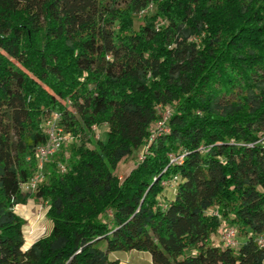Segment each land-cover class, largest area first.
Wrapping results in <instances>:
<instances>
[{"label": "trees", "instance_id": "trees-1", "mask_svg": "<svg viewBox=\"0 0 264 264\" xmlns=\"http://www.w3.org/2000/svg\"><path fill=\"white\" fill-rule=\"evenodd\" d=\"M53 114L107 138L52 159V227L24 250ZM224 224L238 249L213 244ZM263 232L264 0H0V264H264Z\"/></svg>", "mask_w": 264, "mask_h": 264}, {"label": "rangeland", "instance_id": "rangeland-1", "mask_svg": "<svg viewBox=\"0 0 264 264\" xmlns=\"http://www.w3.org/2000/svg\"><path fill=\"white\" fill-rule=\"evenodd\" d=\"M152 13L154 12L150 11V14ZM140 23L141 21H140V18L138 17V19L135 22V27L138 28ZM96 129L97 130L93 128L91 132H88L84 135H79L75 139V142L69 143L68 145H66L59 153L63 152L65 157L69 158L70 156L69 150L71 149V147L73 145H78L80 143L85 144L86 147L93 148L99 138L101 139L107 138V133H106L104 126L96 127ZM139 154L140 153H135L133 157H130L127 160L123 161L121 165L119 166L116 174L121 178L126 176L136 165V161L137 159H139ZM52 161L53 160H51L50 163L46 165L45 167V170H44L45 177H44V180H42L41 184L45 183L47 180L46 174L47 172H49L48 171L49 166L52 165ZM168 193L173 194V192L170 189H168ZM47 210H48V202L45 200L38 199L36 197V193H32V198L29 199L25 204L17 206L15 208V211L17 212V214L20 215L26 222L24 226V237H25L24 238L25 245L23 248L24 250L28 249V246L30 244L29 241L32 240L31 241L32 243L46 236L50 232V229L52 227V222L48 219L46 215ZM224 228L226 229V228H231V227L224 224L222 229L217 234H215L213 237V244L221 248H224L222 244V240H221L222 232ZM237 241L239 244L235 249H238L245 242V238L238 236ZM128 254L129 253H119L121 257L122 256L125 257L124 259H122L123 257L121 258L123 264H146V259L143 256H136L138 254L146 255L145 257H147L148 261L152 260L151 255L149 253L135 251L133 255H130V254L128 255Z\"/></svg>", "mask_w": 264, "mask_h": 264}, {"label": "built area", "instance_id": "built-area-1", "mask_svg": "<svg viewBox=\"0 0 264 264\" xmlns=\"http://www.w3.org/2000/svg\"><path fill=\"white\" fill-rule=\"evenodd\" d=\"M153 6L151 5L149 10H152ZM145 11L140 14V16L144 13L149 12ZM167 116V115H166ZM60 115L59 114H53L52 117L48 118L46 121H44L43 124V130L46 134L47 140L46 143L39 146L37 148L36 154L38 157V167L36 170L35 175L33 178L22 185V189L25 193H36L38 190V187L40 186L42 180H44L45 177V167L50 163V161L69 143L75 142V137L71 134L67 133L64 127L60 123ZM165 121L166 117L163 121L159 122L157 124V128L160 131H166L165 129ZM96 130V127H95ZM143 153L139 156V159L142 160ZM176 161L174 159L172 162ZM59 169L61 172H65V166L64 164H59ZM177 178H175V181ZM166 185V182L164 183ZM238 232L236 228H224L222 232V244L224 248H236L238 246ZM257 243L260 247L264 248V232L257 237Z\"/></svg>", "mask_w": 264, "mask_h": 264}, {"label": "crops", "instance_id": "crops-1", "mask_svg": "<svg viewBox=\"0 0 264 264\" xmlns=\"http://www.w3.org/2000/svg\"><path fill=\"white\" fill-rule=\"evenodd\" d=\"M167 198H168V200H171V198H172V194H171V193H170V194L167 193ZM31 241H32V240H31ZM31 241H29L30 244L28 243V244H29L28 249H29V248H30V247H31V246H32L37 240L34 241V242H32V243H31ZM27 242H28V241H27ZM28 249H26V250H28ZM134 252H135V251H133V252H129V254H130V255H133ZM129 254H128V255H129ZM135 254H136V253H135ZM126 256H127V254H126ZM136 256H143V257L146 259V264H153V263H152V260H151V261H148L147 257H145L146 255H140V254H138V255H136ZM111 257L114 258V259H119L120 264H123V263H122V259L125 258V257H123V256H122V257H123V258H122L120 255H115V254H112ZM121 258H122V259H121ZM151 259H152V258H151Z\"/></svg>", "mask_w": 264, "mask_h": 264}]
</instances>
